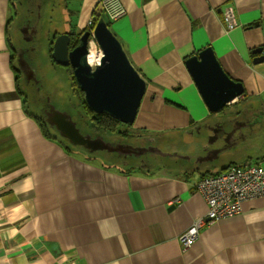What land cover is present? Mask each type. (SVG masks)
Listing matches in <instances>:
<instances>
[{
  "label": "crops",
  "instance_id": "1",
  "mask_svg": "<svg viewBox=\"0 0 264 264\" xmlns=\"http://www.w3.org/2000/svg\"><path fill=\"white\" fill-rule=\"evenodd\" d=\"M118 1L124 14L112 22L105 16L108 28L147 83L132 128L150 137L202 130L211 142L195 141V153L171 174L158 167L126 172L122 163L106 165L46 139L35 119L42 113L28 109L16 79L12 0H0V264H264L263 199L203 225L187 250L178 241L207 211L197 182L227 167H216L211 144L227 146L264 118V62L253 64L251 53L264 47V0ZM77 2L64 26L82 31L100 0ZM226 6L238 23L231 31L222 24ZM207 47L243 85L229 121L207 123L213 115L185 67Z\"/></svg>",
  "mask_w": 264,
  "mask_h": 264
},
{
  "label": "water",
  "instance_id": "2",
  "mask_svg": "<svg viewBox=\"0 0 264 264\" xmlns=\"http://www.w3.org/2000/svg\"><path fill=\"white\" fill-rule=\"evenodd\" d=\"M257 26V25H256ZM88 31L79 38L78 44L68 50L69 35H59L52 46L51 58L60 67L70 66L75 84L83 95L88 109L95 114H106L119 123L132 125L146 90V80L132 67L120 42L109 30L103 18L98 19L93 36L101 51L98 65L88 63ZM253 64L264 62V47L251 51ZM188 70L206 108L217 113L244 94L243 85L228 76L210 47L185 60ZM55 121L46 120L58 134L71 145L90 152L117 153L128 147H112L99 139L83 136L67 114L55 111Z\"/></svg>",
  "mask_w": 264,
  "mask_h": 264
},
{
  "label": "rangeland",
  "instance_id": "3",
  "mask_svg": "<svg viewBox=\"0 0 264 264\" xmlns=\"http://www.w3.org/2000/svg\"><path fill=\"white\" fill-rule=\"evenodd\" d=\"M17 0H13L11 4V17L14 16L18 6ZM78 0H46L44 6L41 8V17L37 25V36L34 43L36 53L35 64L32 65L35 68V75L39 81L40 90L37 94L34 92V88L31 86H25L20 77V87L24 91L26 99V105L32 112L38 110V103H42V96H45L51 106L60 113L67 114L77 130L83 136H89L91 139H99L102 142L109 144L112 147L124 146L130 148L146 147V143L143 141L148 135L144 132L134 130L132 126L121 124L118 128L119 132H125L128 137H123L118 133L110 134L100 130H95L91 127L90 123L85 117V112L81 105V95L79 90H75L72 85L69 76L66 74L63 67L57 65L50 58V43L49 40L53 37L54 33H61L63 30L68 31L67 23L64 21L67 12L79 9ZM53 7V9H51ZM67 8V10H66ZM13 19V18H12ZM13 19L11 28L9 30V36L11 45H15V40L18 37L16 31L17 24ZM64 23L66 25L64 26ZM111 27V25H109ZM110 30V29H109ZM118 40V39H117ZM10 45V46H11ZM15 61V59H14ZM17 64V62H16ZM264 100V95L261 98ZM236 108L225 106L221 111L212 114L213 116L207 123L219 121L222 118L231 116ZM260 110L264 113V102L263 107L260 106ZM36 113H41L40 111ZM40 115V114H39ZM41 116V115H40ZM43 116V115H42ZM44 119V116L43 118ZM239 122H243L242 119H238ZM54 133L53 130H51ZM199 131H171L163 135L153 136L150 145L155 146L157 154L154 153L150 159H153L157 164L165 166L167 172H175L178 165L177 162H181L182 158H188V156L195 153L196 148L194 147L195 141L202 139L203 142L208 146L210 144V136L203 133L201 130V136ZM213 151L217 152V158L214 160V164L217 166H228L230 164L241 166L243 164H256L264 160V118L261 121L253 122L250 125L241 128L237 131L235 138L227 143L216 141L211 144ZM77 151L81 153H87L83 148ZM91 153V152H89ZM88 154V153H87ZM91 154L95 155V158L99 160H108L116 158L115 152L107 151H96ZM121 159H123L121 157ZM121 161L120 159H117ZM122 163V162H119ZM127 165V162H125ZM133 164V163H131ZM216 173V172H213Z\"/></svg>",
  "mask_w": 264,
  "mask_h": 264
},
{
  "label": "built area",
  "instance_id": "4",
  "mask_svg": "<svg viewBox=\"0 0 264 264\" xmlns=\"http://www.w3.org/2000/svg\"><path fill=\"white\" fill-rule=\"evenodd\" d=\"M97 8L111 22L124 14L118 0H100ZM222 24L226 31L237 28L238 23L231 6L222 10ZM85 28L90 33L88 53L93 49L101 60L102 54L93 36L92 16L86 21ZM196 190L205 201L207 211L178 237L183 250L190 248L198 239L199 229L203 225L239 215L246 201L264 200V160L256 164L230 165L217 174L202 177L196 184Z\"/></svg>",
  "mask_w": 264,
  "mask_h": 264
},
{
  "label": "flooded vegetation",
  "instance_id": "5",
  "mask_svg": "<svg viewBox=\"0 0 264 264\" xmlns=\"http://www.w3.org/2000/svg\"><path fill=\"white\" fill-rule=\"evenodd\" d=\"M46 0H17L16 4L18 6V10L15 11L13 19L16 21L15 23L17 24L16 31L18 33V37L15 40V45H11V50H12V55L13 59H15V62H17V70H19L22 80L24 82L25 86H31L34 88V92L37 94L39 92L40 87H39V81L35 75V68L33 64H35V56H32L33 53H36V49L34 47L35 43V38L37 36V25L38 21L41 17V8L44 6V2ZM68 1V0H67ZM73 1V0H72ZM53 9V7L51 8ZM67 10V8H66ZM32 21H35L32 23ZM35 24V25H34ZM68 28V27H67ZM86 28L82 31H73L70 30V27L66 30H63L61 33H54L53 37L51 40H49L50 43V48L49 52H52V46L55 38L59 35H69V44H68V50H72L79 41V38L81 35L86 32ZM87 48H88V40H87ZM50 52V56H51ZM70 67V66H68ZM66 68V67H64ZM71 68V67H70ZM42 103H38V110L42 113L44 116V120H48L50 122L55 121V109L53 106L50 105L49 99L45 96H42ZM232 107V105H229ZM234 108L237 107V105L233 106ZM232 107V108H233ZM234 113L241 114L242 110H237ZM256 115V114H252ZM229 118L231 116L226 117V121H229ZM222 124L225 123V121L221 122ZM52 128L55 130V128L52 126ZM56 131V130H55ZM218 131H222V129H212V135H214L215 139L218 138L217 135H215ZM57 132V131H56ZM58 133V132H57ZM218 134V133H217ZM153 137L147 136L146 138L143 139V141L146 143V147H140V148H126L129 149V152L126 153V150L122 148V150L116 153V157L121 160L123 164H126L127 162L128 165L133 163L132 165L138 166V167H145V168H151V167H158V168H163L161 164H157V162L153 159H150L152 156H154V153L157 154V150L155 149V146L150 145L152 142ZM105 145H109L104 143ZM110 146V145H109ZM119 147V146H116ZM127 147V146H126ZM84 149V148H83ZM87 152H90L89 150L85 149ZM93 153V152H91ZM121 157L123 159H121ZM233 165V164H231ZM230 166V165H228ZM227 166V167H228ZM183 167H186L183 165ZM225 167L224 169H226ZM222 169L221 171H223ZM220 172V171H219ZM218 173V172H217ZM213 173V174H217ZM213 174H207L205 176L213 175ZM201 177V178H202ZM200 178V179H201ZM199 179V180H200ZM197 191V190H196Z\"/></svg>",
  "mask_w": 264,
  "mask_h": 264
},
{
  "label": "trees",
  "instance_id": "6",
  "mask_svg": "<svg viewBox=\"0 0 264 264\" xmlns=\"http://www.w3.org/2000/svg\"><path fill=\"white\" fill-rule=\"evenodd\" d=\"M91 16H92V20H93L94 25L96 24V22L100 18H103L104 21L106 22L105 16L103 15V13L100 10H98L97 7L94 9V11H93ZM106 24L109 27V22H106ZM50 50H51V48H50ZM12 58H13V55H12ZM50 58H51V56H50ZM14 70H15V73H16V79L19 80L20 77H19L18 74H20V72L16 68H14ZM64 70H65L66 74L70 78L72 87L75 90L78 91V88H77V86L75 84V80H74V77H73L72 69L70 67H66V68H64ZM80 95L82 97L81 105H82L83 111L85 112L84 113L85 117L87 118V121L90 123V125H91V127L93 129L100 130V131H103V132H106V133H110V134L118 133V134H120L123 137H128V135L125 132H119L118 131V128L121 125V123H119L115 118H112V117H110V116H108L106 114H95V113L91 112L88 109L87 105L84 103L83 95H82L81 92H80ZM210 114H214V113H210ZM35 119H36V122H37V124H38V126H39V128H40V130H41V132L43 134V136L46 139L57 141L62 146V148L65 151H67V152H72V151H77L78 149H82L81 147H76V146L71 145L66 139H64L60 135H58L57 132L52 127H50V126H48L46 124L45 120L37 118V117H35ZM51 130H53L54 133H52ZM87 153L86 154L88 155L89 158H92L93 157L92 155H94V154H91L89 152H87ZM117 159L118 158L116 157V158H111V159H108V160H104V163L106 165H112L114 163L120 165L119 162H121V161H118ZM113 166H115V165H113ZM120 168H124V170L126 172L130 171V170H133V169L141 170L140 167L132 165V164H130L128 166L127 165L125 166V165L121 164Z\"/></svg>",
  "mask_w": 264,
  "mask_h": 264
},
{
  "label": "bare ground",
  "instance_id": "7",
  "mask_svg": "<svg viewBox=\"0 0 264 264\" xmlns=\"http://www.w3.org/2000/svg\"><path fill=\"white\" fill-rule=\"evenodd\" d=\"M87 60L91 66L98 65L100 63V55L96 54L94 50L91 49L88 53Z\"/></svg>",
  "mask_w": 264,
  "mask_h": 264
}]
</instances>
